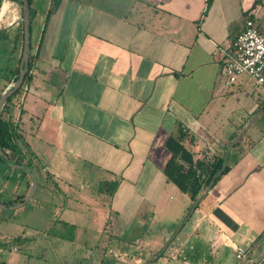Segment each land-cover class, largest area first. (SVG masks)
<instances>
[{
	"label": "crops",
	"instance_id": "0c3cea01",
	"mask_svg": "<svg viewBox=\"0 0 264 264\" xmlns=\"http://www.w3.org/2000/svg\"><path fill=\"white\" fill-rule=\"evenodd\" d=\"M0 1L1 95L23 15L21 0ZM29 17L6 153L61 194L63 223L90 217L100 264H264V85L222 72L245 20L264 29V0H31ZM179 125L195 158L229 167L193 210L163 173ZM14 169L0 157L2 204L30 189Z\"/></svg>",
	"mask_w": 264,
	"mask_h": 264
},
{
	"label": "rangeland",
	"instance_id": "374dc122",
	"mask_svg": "<svg viewBox=\"0 0 264 264\" xmlns=\"http://www.w3.org/2000/svg\"><path fill=\"white\" fill-rule=\"evenodd\" d=\"M13 171L15 176L24 173ZM40 182L22 206L0 209V264H100L103 249L97 248L95 240L101 234L92 230L90 217H81L79 226L63 223L61 194ZM18 235L20 240L11 243Z\"/></svg>",
	"mask_w": 264,
	"mask_h": 264
},
{
	"label": "trees",
	"instance_id": "16d2710c",
	"mask_svg": "<svg viewBox=\"0 0 264 264\" xmlns=\"http://www.w3.org/2000/svg\"><path fill=\"white\" fill-rule=\"evenodd\" d=\"M30 1L31 0H28L29 4ZM30 64H31V60L29 59L28 70L26 72L24 79L27 78ZM17 72L18 70H16V74L14 77L15 79L17 78ZM19 91L16 92L6 101L0 115V148L5 153L6 151L15 152V147L12 143V138L13 136L15 138L16 135H13L10 130L12 125L10 121L9 112H10L12 100L17 96ZM177 130H178V134L176 136L170 135L166 140V147L170 152V158L163 168V173L166 179L173 182L181 192L188 194L189 199L193 205V203L198 201L202 193L208 187L212 178L222 168V165L224 163V155H216L209 159L195 158L191 153V151L188 150L180 141L183 137V128L179 125ZM28 163L31 164L30 162ZM228 170L229 167L228 165H226L223 168L222 172L215 177L212 187L216 184V182L220 179V177L224 175ZM21 198H22L21 196H17L12 200H8L7 204L17 203L21 200ZM262 235H260L256 239V241ZM20 238H21L20 235H18L14 237L10 242L16 243L18 240H20Z\"/></svg>",
	"mask_w": 264,
	"mask_h": 264
},
{
	"label": "built area",
	"instance_id": "2783aa9c",
	"mask_svg": "<svg viewBox=\"0 0 264 264\" xmlns=\"http://www.w3.org/2000/svg\"><path fill=\"white\" fill-rule=\"evenodd\" d=\"M60 0H52V2ZM5 12L0 1V22ZM222 72L225 83L232 84L241 76H247L255 85H264V29L252 18H247L243 29L231 41L230 53L223 57ZM245 251L238 248L236 259H241Z\"/></svg>",
	"mask_w": 264,
	"mask_h": 264
},
{
	"label": "water",
	"instance_id": "95a60500",
	"mask_svg": "<svg viewBox=\"0 0 264 264\" xmlns=\"http://www.w3.org/2000/svg\"><path fill=\"white\" fill-rule=\"evenodd\" d=\"M21 8H22V15H23V20H22L23 21V49H22V57H21V62H20V67H19V70H18L17 78L13 81L11 86L0 95V115H1L2 109H3L6 101L11 96H13L16 92H18L20 90V88L22 86V83L24 81L27 69H28V62H29V55H30V48H29L30 17H29V3H28V0H21ZM238 137H239V135H237L235 137V139L229 144L227 152L225 154V160H226V158L228 156V151L230 150V148L232 147L234 142L238 139ZM0 156L3 159H5L13 167H16V168L24 171L26 174L29 175V177L32 180L29 193L25 197H23L21 199V201L15 203V204H12V205H6V204L0 203V208H3V209L4 208L15 209L17 207L22 206L26 201H28L31 198V196L34 193L35 188H36V178H35V175H34V172H33L32 168L30 166L14 163L13 161H11L8 158L6 153L1 148H0ZM225 163H226V161H224V164H223L222 168L220 169V171L212 178V180L210 181V183H209V185L207 187V190H209L211 188L212 183L215 180V177L222 172L223 168L225 167ZM195 204L196 203H194L192 205L191 210L194 209ZM261 238L259 239V241L261 240Z\"/></svg>",
	"mask_w": 264,
	"mask_h": 264
}]
</instances>
